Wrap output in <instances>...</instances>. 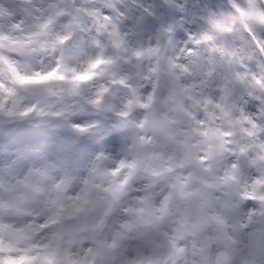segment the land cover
Wrapping results in <instances>:
<instances>
[{
  "label": "clouds",
  "instance_id": "1",
  "mask_svg": "<svg viewBox=\"0 0 264 264\" xmlns=\"http://www.w3.org/2000/svg\"><path fill=\"white\" fill-rule=\"evenodd\" d=\"M0 264H264V0H0Z\"/></svg>",
  "mask_w": 264,
  "mask_h": 264
}]
</instances>
